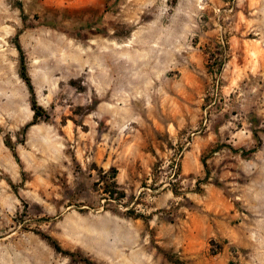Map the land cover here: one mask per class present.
<instances>
[{
    "label": "rangeland",
    "instance_id": "374dc122",
    "mask_svg": "<svg viewBox=\"0 0 264 264\" xmlns=\"http://www.w3.org/2000/svg\"><path fill=\"white\" fill-rule=\"evenodd\" d=\"M179 263L264 264V0H0V264Z\"/></svg>",
    "mask_w": 264,
    "mask_h": 264
},
{
    "label": "trees",
    "instance_id": "16d2710c",
    "mask_svg": "<svg viewBox=\"0 0 264 264\" xmlns=\"http://www.w3.org/2000/svg\"><path fill=\"white\" fill-rule=\"evenodd\" d=\"M18 47H19V50L21 53V61H22L21 74H22L23 78L25 79V81L29 87L30 95H31V107L34 111V121L31 124H35L36 121L41 116L45 115L47 117V114H46V110L44 109V107L41 104H39L37 99H36V92H35L34 84L32 82L30 75L27 72L26 64L24 62V51L20 45H18ZM14 153L16 154L15 150H14ZM117 173H118V169L116 167H112L111 173H110V176L112 179V182H111L112 187H118L117 180H116ZM115 189H118V188H115ZM105 191H108L112 195H115V193H118L116 197L119 199H121L122 197L125 196V192L120 191V190L112 189V190H105ZM46 237L53 243L56 250H58L64 254L72 255V252L68 249L62 248V246L59 244V242L57 240L53 239L51 236H46ZM179 264H182V263H179Z\"/></svg>",
    "mask_w": 264,
    "mask_h": 264
}]
</instances>
